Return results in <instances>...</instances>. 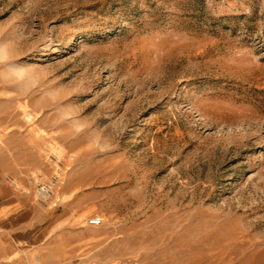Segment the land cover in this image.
Segmentation results:
<instances>
[{"label":"rangeland","instance_id":"rangeland-1","mask_svg":"<svg viewBox=\"0 0 264 264\" xmlns=\"http://www.w3.org/2000/svg\"><path fill=\"white\" fill-rule=\"evenodd\" d=\"M0 158L93 258L264 264V0H0Z\"/></svg>","mask_w":264,"mask_h":264},{"label":"crops","instance_id":"crops-1","mask_svg":"<svg viewBox=\"0 0 264 264\" xmlns=\"http://www.w3.org/2000/svg\"><path fill=\"white\" fill-rule=\"evenodd\" d=\"M84 220L41 204L28 175L0 158V264H119L92 257L107 237Z\"/></svg>","mask_w":264,"mask_h":264},{"label":"built area","instance_id":"built-area-1","mask_svg":"<svg viewBox=\"0 0 264 264\" xmlns=\"http://www.w3.org/2000/svg\"><path fill=\"white\" fill-rule=\"evenodd\" d=\"M61 179L60 172L56 171L52 174H47L43 171H36L30 178V183L34 187V194L37 200L48 206L56 198L57 188ZM91 225H100L102 223L101 218L89 219Z\"/></svg>","mask_w":264,"mask_h":264},{"label":"bare ground","instance_id":"bare-ground-1","mask_svg":"<svg viewBox=\"0 0 264 264\" xmlns=\"http://www.w3.org/2000/svg\"><path fill=\"white\" fill-rule=\"evenodd\" d=\"M207 106V105H206Z\"/></svg>","mask_w":264,"mask_h":264}]
</instances>
